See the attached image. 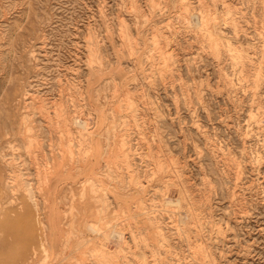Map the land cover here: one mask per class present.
<instances>
[{
	"label": "rangeland",
	"instance_id": "374dc122",
	"mask_svg": "<svg viewBox=\"0 0 264 264\" xmlns=\"http://www.w3.org/2000/svg\"><path fill=\"white\" fill-rule=\"evenodd\" d=\"M0 264H264V0H0Z\"/></svg>",
	"mask_w": 264,
	"mask_h": 264
},
{
	"label": "bare ground",
	"instance_id": "6f19581e",
	"mask_svg": "<svg viewBox=\"0 0 264 264\" xmlns=\"http://www.w3.org/2000/svg\"><path fill=\"white\" fill-rule=\"evenodd\" d=\"M80 124H83V123H80Z\"/></svg>",
	"mask_w": 264,
	"mask_h": 264
}]
</instances>
